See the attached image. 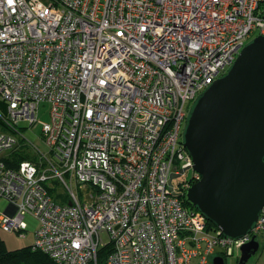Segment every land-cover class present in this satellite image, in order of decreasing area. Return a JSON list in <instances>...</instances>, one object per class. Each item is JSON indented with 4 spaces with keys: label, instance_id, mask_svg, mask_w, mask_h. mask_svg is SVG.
Instances as JSON below:
<instances>
[{
    "label": "built area",
    "instance_id": "built-area-1",
    "mask_svg": "<svg viewBox=\"0 0 264 264\" xmlns=\"http://www.w3.org/2000/svg\"><path fill=\"white\" fill-rule=\"evenodd\" d=\"M254 31L264 0H0V230L23 234L32 215L31 246L56 264H96L107 245L104 264L225 263L259 243L264 206L231 238L183 204L201 177L182 141L189 112ZM41 103L48 154L20 131ZM27 145L37 161L14 164ZM171 174L184 178L169 189Z\"/></svg>",
    "mask_w": 264,
    "mask_h": 264
},
{
    "label": "water",
    "instance_id": "water-1",
    "mask_svg": "<svg viewBox=\"0 0 264 264\" xmlns=\"http://www.w3.org/2000/svg\"><path fill=\"white\" fill-rule=\"evenodd\" d=\"M182 141L201 175L184 201L223 235L247 233L264 206V35L245 44L225 74L198 95ZM179 175H170L169 189ZM258 246L257 240L242 245L238 264H247ZM212 262L225 264L219 256Z\"/></svg>",
    "mask_w": 264,
    "mask_h": 264
},
{
    "label": "rangeland",
    "instance_id": "rangeland-1",
    "mask_svg": "<svg viewBox=\"0 0 264 264\" xmlns=\"http://www.w3.org/2000/svg\"><path fill=\"white\" fill-rule=\"evenodd\" d=\"M257 35V32L254 31L250 34V37L247 39V44L249 41H251L255 36ZM36 124L33 126H29L26 123H21L20 127L21 132L24 135V137L33 145H35L37 148H39L44 153H49L47 146L43 143L41 139V124L49 121V105L45 103H41L39 106L38 112L36 114ZM3 128L0 127V130ZM15 156L21 157V156H27L29 160L37 161V156L34 148L32 146L27 145L25 149L20 147L16 151ZM21 155V156H20ZM1 157L3 156L0 155ZM190 174V171L186 173V176ZM184 176H179L177 178L173 179V184L176 186L177 182L182 180ZM56 188L59 191H62L63 187L62 185H58L57 183H54ZM9 205V202L4 197L0 196V214L3 213ZM24 221L27 224L26 230L23 232V234H18L15 232H7L0 230V237L5 242L6 247L10 250L21 248V247H27L32 244L33 242V232L36 230L38 226V221L29 214H26L24 217ZM103 241L107 242L108 238L106 235L102 234ZM240 256V250H236L232 256H225V263L226 264H237L238 258ZM100 259V257H98ZM247 264H264V238L259 239V246L255 254L250 256V258L247 261Z\"/></svg>",
    "mask_w": 264,
    "mask_h": 264
},
{
    "label": "trees",
    "instance_id": "trees-1",
    "mask_svg": "<svg viewBox=\"0 0 264 264\" xmlns=\"http://www.w3.org/2000/svg\"><path fill=\"white\" fill-rule=\"evenodd\" d=\"M7 104L6 102L0 100V127L5 128V125L1 119V116L6 114ZM14 156V164H18L21 160H29L27 156ZM183 204L188 207H193L187 204L183 200ZM196 208V207H195ZM207 220V219H206ZM209 227L214 228L215 225L207 220ZM111 250L110 245L102 246L98 249L96 254V264H104L106 256ZM100 257V259L98 258ZM0 264H56L52 259H50L46 254L39 250H35L31 245L27 247H21L17 249L10 250L6 247L5 242L0 237ZM87 264H94L93 261H89Z\"/></svg>",
    "mask_w": 264,
    "mask_h": 264
},
{
    "label": "snow or ice",
    "instance_id": "snow-or-ice-1",
    "mask_svg": "<svg viewBox=\"0 0 264 264\" xmlns=\"http://www.w3.org/2000/svg\"><path fill=\"white\" fill-rule=\"evenodd\" d=\"M9 3H11V0H9Z\"/></svg>",
    "mask_w": 264,
    "mask_h": 264
}]
</instances>
